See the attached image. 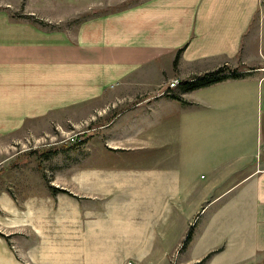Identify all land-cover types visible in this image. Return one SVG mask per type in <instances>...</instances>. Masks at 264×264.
I'll list each match as a JSON object with an SVG mask.
<instances>
[{
	"label": "crops",
	"instance_id": "obj_1",
	"mask_svg": "<svg viewBox=\"0 0 264 264\" xmlns=\"http://www.w3.org/2000/svg\"><path fill=\"white\" fill-rule=\"evenodd\" d=\"M261 4L137 0L73 33L0 11V132L90 123L85 169L56 176L70 196L38 198L65 216L64 263L126 264L176 233L209 264L264 260ZM221 67L239 75L168 90Z\"/></svg>",
	"mask_w": 264,
	"mask_h": 264
},
{
	"label": "rangeland",
	"instance_id": "obj_2",
	"mask_svg": "<svg viewBox=\"0 0 264 264\" xmlns=\"http://www.w3.org/2000/svg\"><path fill=\"white\" fill-rule=\"evenodd\" d=\"M136 1L0 0V11L9 13V19L16 22L73 33L86 19L123 9ZM88 127V122L73 126L32 122L12 133L0 132V264H66L62 260L69 259L68 252L74 247L66 240L70 235L60 222L65 216L57 219L60 209L56 202L38 203V198L70 196L69 185L58 182L63 179L56 176L85 169ZM44 154L49 159H44ZM175 236L179 242L156 243L152 253L140 259L128 258L126 263L198 264L201 258H190V251L183 248V233ZM73 261L76 264L77 260ZM263 263L259 260L252 264Z\"/></svg>",
	"mask_w": 264,
	"mask_h": 264
},
{
	"label": "trees",
	"instance_id": "obj_3",
	"mask_svg": "<svg viewBox=\"0 0 264 264\" xmlns=\"http://www.w3.org/2000/svg\"><path fill=\"white\" fill-rule=\"evenodd\" d=\"M181 51H182V49L177 52V56L179 55V53ZM177 56L174 60V66L177 63ZM226 69H227L226 67H221L218 70H216L215 72L205 74V75L200 76V77L193 78L190 81L179 84V89H180V91H193V90H196L199 88L206 87V86H208L214 82L221 81L227 75H230V76H238L239 75L236 70L235 71H226ZM227 72H229V73H227ZM170 97H173V96H170ZM43 157H44V159H49V156L47 154H44ZM51 189L53 191H60L63 193H67L63 190H56L55 188H51ZM209 257H210V254L208 256H206L205 258H203L198 264H204Z\"/></svg>",
	"mask_w": 264,
	"mask_h": 264
},
{
	"label": "built area",
	"instance_id": "obj_4",
	"mask_svg": "<svg viewBox=\"0 0 264 264\" xmlns=\"http://www.w3.org/2000/svg\"><path fill=\"white\" fill-rule=\"evenodd\" d=\"M178 85H179V81L178 80H173L172 82H170L168 84V90L171 91L172 89H174ZM126 264H132V263L131 262H127Z\"/></svg>",
	"mask_w": 264,
	"mask_h": 264
}]
</instances>
